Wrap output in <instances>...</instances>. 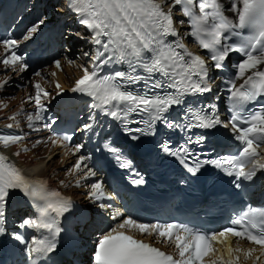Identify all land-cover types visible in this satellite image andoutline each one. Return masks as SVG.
Masks as SVG:
<instances>
[{
	"label": "snow or ice",
	"instance_id": "obj_1",
	"mask_svg": "<svg viewBox=\"0 0 264 264\" xmlns=\"http://www.w3.org/2000/svg\"><path fill=\"white\" fill-rule=\"evenodd\" d=\"M177 5L186 21L174 20L173 9ZM67 8L76 14L78 23L88 33L77 32L76 37L94 47L91 54L83 53L89 57V63L80 66L83 75L71 88L73 93L91 97L95 102L92 106L99 109L100 114L119 121L133 141L141 135H155L158 124L167 130L186 133V138L175 147L170 140H165L160 147L193 176L210 165L233 177L235 188L242 189L244 182H254L258 173L264 174V0H229L227 9L222 0H68ZM226 11L231 15H226ZM185 22L190 31L184 35L192 37L200 49L206 50L207 59L192 52L184 43L177 25ZM46 23V18L38 19L22 39H32ZM169 37L175 39L169 40ZM19 44L15 38L0 40L3 48L0 64L4 69L27 71L24 56L17 52ZM231 54H239L240 59L233 65L235 71L223 81L226 87L222 91L227 93L230 113L225 121L220 117L216 102L194 106L186 98L212 92L214 80L210 72L223 71ZM68 63L75 62L68 60ZM53 64L57 70H63L60 60ZM113 65L118 67H111ZM105 68H108L107 73L101 74ZM34 75L45 79L40 71ZM49 75L55 77L56 72ZM141 82L143 91L129 89ZM8 83V79L0 81V88ZM32 87L34 95H29V100L34 102L35 112L27 114L25 119L29 128L39 131L35 124L44 120L47 111L44 101L51 98V93L39 81ZM55 88L57 95L63 92L58 81ZM219 99L217 95L215 100ZM5 107L6 104L0 103V108ZM181 107L182 112L171 115L174 109ZM133 114L140 119L131 120ZM18 115L8 117L14 123L7 124V128L19 126ZM133 123L144 127H130ZM52 124L46 123L43 128L51 131ZM97 126L95 116H90L81 131L86 136H98ZM218 126L229 130L238 142L237 152L216 159H201L199 149L206 134L193 130H212ZM24 139V135L0 134V146L8 148ZM72 139L70 134L53 133L44 141H36L33 147L50 142L52 146L67 149L65 155H76L85 145L68 148ZM105 149L121 168L131 167L132 162L119 148L106 143ZM22 150L27 152L28 148L25 146ZM14 154L20 155V152ZM90 159V156L79 155L68 169L72 176L86 169L82 177L75 180L78 188L82 180L97 175L86 163ZM143 182L142 178L133 181L135 184ZM60 183L65 185L63 180ZM17 192L27 198L35 210L34 216L24 218L19 228L33 229L41 235H32L30 240L20 232H13L12 236L24 245L29 264H47L46 258L57 251L64 231L60 218L72 208V199L50 189L46 180L25 176L0 153V235L7 231L6 209L11 196ZM87 196L93 202H100L101 209L112 207L102 202L111 200L112 196L100 180L91 183ZM111 220L115 223L96 241L94 264H244L247 261L264 264V207L249 205L231 220L232 226L218 231H204L186 223L140 222L131 215L124 217L119 211L111 215ZM132 230L174 247V253L128 234ZM232 238H236L235 247ZM239 241L254 246L242 248Z\"/></svg>",
	"mask_w": 264,
	"mask_h": 264
},
{
	"label": "bare ground",
	"instance_id": "obj_2",
	"mask_svg": "<svg viewBox=\"0 0 264 264\" xmlns=\"http://www.w3.org/2000/svg\"><path fill=\"white\" fill-rule=\"evenodd\" d=\"M223 4L225 5V9H227L229 7V0H225ZM175 9L176 7L173 9V11H175ZM226 13L231 15V13L227 11ZM60 15L61 13L58 16ZM46 25H48V22L46 23ZM27 47H28L27 51H32L31 55L33 56L35 54L33 49L36 47L38 48L39 46L35 40H29L27 43ZM43 53L40 56V58L43 57ZM45 57L46 59L50 58L49 56H45ZM74 58L76 57H70V54H68L65 57V59H59L62 64V69H63L62 71L57 70L53 64L52 66L47 67L46 71L42 73L43 76L44 75L48 76V79L50 81L48 84L52 83L54 85V92L51 94V98L49 100L44 101V103L46 106H49L50 110H52L53 112H56L57 110V112L61 114L59 117L56 118V120H59L61 116L63 117L66 114V111L59 110L57 102L65 97L74 99L76 93H73L71 91V88L74 86L75 81L83 75L82 72H78L76 70L78 77L76 79H73L70 73L71 72L70 68L79 69L80 67L78 68L77 65L82 63L81 61L75 62V60H73L75 63L69 65L68 60H72ZM64 62L66 63L67 66L66 68ZM73 65L75 67H73ZM53 71L56 72L55 77L49 75V73ZM0 72H2V77H0V81H3L4 79H8L9 80L8 87L12 89V92L9 93L8 92L9 90L6 91L4 90V88L3 89L0 88V103L7 105V107L5 108H0V134H14L12 132L7 133L5 131V127L7 124L14 123L12 120L8 119V117L12 116L15 113H19V115L17 116V120L19 121V126L17 128L19 131H22V129L27 126V120L25 119V117L27 114H33L35 110V105L33 101L29 100V95L26 96V98L24 99H21L20 94H18L17 97L12 98V94L14 93L15 82L23 81V79L17 77L22 72L8 71L4 69L3 65L0 66ZM30 77H34V75L30 74ZM37 78L40 79L39 77ZM57 81L60 83L63 89V92L60 95H57V89L55 88V82ZM24 92H26V88L24 89ZM23 97H25V95ZM52 116L54 115L51 114V119L53 121L54 119ZM35 127L38 129H44L40 121L36 122ZM32 132L36 133L38 131L33 130ZM20 135H23V133H20ZM29 145L30 143L22 141L20 144L12 145L8 148H4L3 146H0V149L1 151L6 152L15 159L16 166L18 168L26 171L27 173L38 172L37 177L49 178V180L54 185V187L62 189L65 194H73L76 196L80 195L81 197L80 192L82 191V189L76 190L75 182L72 181V175L68 174L67 162L69 159L65 158L62 155H58V153H56L55 151H51L50 156H46V154L49 151L47 145L32 148L30 151L27 152L22 150L23 147L25 146L27 147ZM17 151L20 152V155L14 154ZM65 160L67 161L65 162ZM61 180H63L65 182V185L67 186L62 185L60 183Z\"/></svg>",
	"mask_w": 264,
	"mask_h": 264
},
{
	"label": "rangeland",
	"instance_id": "obj_3",
	"mask_svg": "<svg viewBox=\"0 0 264 264\" xmlns=\"http://www.w3.org/2000/svg\"><path fill=\"white\" fill-rule=\"evenodd\" d=\"M59 8V7H58ZM60 13H62V10L61 9H57V14L59 15ZM65 64V63H64ZM50 68H53V67H50ZM66 68V67H65ZM76 70L77 69H73V68H70V73H71V75H72V77H73V79H76L77 77H78V75H76L77 73H76ZM78 72H81V70L79 69V70H77ZM77 76V77H76ZM44 77H45V79L44 80H40V79H38L36 76H34V77H30V74H27V78H26V81H31L32 83H34V82H37V81H39V82H41L42 83V85H46L47 83H49L50 81L48 80V81H46L47 83H45L44 81L45 80H47V78H48V76L47 75H44ZM76 77V78H75Z\"/></svg>",
	"mask_w": 264,
	"mask_h": 264
}]
</instances>
